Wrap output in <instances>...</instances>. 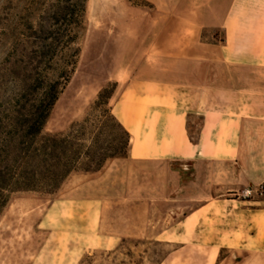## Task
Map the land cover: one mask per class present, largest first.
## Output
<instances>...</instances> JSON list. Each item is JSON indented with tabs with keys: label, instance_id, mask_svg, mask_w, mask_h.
<instances>
[{
	"label": "crops",
	"instance_id": "0c3cea01",
	"mask_svg": "<svg viewBox=\"0 0 264 264\" xmlns=\"http://www.w3.org/2000/svg\"><path fill=\"white\" fill-rule=\"evenodd\" d=\"M143 1L122 7L121 41L106 69L111 112L130 136L128 155L107 162L135 170L138 190L154 198L216 189L180 220L198 224L194 264H264V200L223 192L236 190L224 167L244 165L246 126L264 123V0ZM191 173L196 182L182 186Z\"/></svg>",
	"mask_w": 264,
	"mask_h": 264
},
{
	"label": "rangeland",
	"instance_id": "374dc122",
	"mask_svg": "<svg viewBox=\"0 0 264 264\" xmlns=\"http://www.w3.org/2000/svg\"><path fill=\"white\" fill-rule=\"evenodd\" d=\"M64 3L0 0V104L19 89H35L36 83L53 80L54 70H69V50L80 48L74 71L59 79L63 84L59 101L44 126L52 133L82 118L99 89L115 85L105 76L121 41V9L144 1L86 0L76 43L67 49L63 47L68 35L56 14ZM54 31L62 35L56 56L39 58L34 52L51 42ZM210 32L216 39L221 36L220 30ZM246 131L244 165L225 163L224 167V183L236 190L223 192L227 198L264 200V123L251 122ZM106 163L96 176L73 173L54 194L13 193L0 208V264H194L200 250L192 242L202 240L200 233L192 232L198 224L185 226L180 220L192 210L189 203L211 199L216 189L187 190L190 198H154L138 190L135 170ZM196 178L191 173L181 185ZM184 192L183 188L173 195Z\"/></svg>",
	"mask_w": 264,
	"mask_h": 264
},
{
	"label": "trees",
	"instance_id": "16d2710c",
	"mask_svg": "<svg viewBox=\"0 0 264 264\" xmlns=\"http://www.w3.org/2000/svg\"><path fill=\"white\" fill-rule=\"evenodd\" d=\"M85 4L86 0H65L58 8L57 17L68 35L65 49L76 43V29L82 27ZM60 35V31L52 32L51 42L34 53L42 59H53L60 47ZM79 53V46L69 50V70H54L53 80L36 83L35 89H19L1 102L0 208L13 193L54 194L73 173H94L108 160L128 155L129 133L109 104L115 85L112 89H99L84 116L72 121L66 130L44 131L62 91L59 79H66L74 71Z\"/></svg>",
	"mask_w": 264,
	"mask_h": 264
},
{
	"label": "bare ground",
	"instance_id": "6f19581e",
	"mask_svg": "<svg viewBox=\"0 0 264 264\" xmlns=\"http://www.w3.org/2000/svg\"><path fill=\"white\" fill-rule=\"evenodd\" d=\"M95 93V92H94ZM59 101V100H58ZM50 123V122H49ZM48 124V123H47ZM50 125V124H49ZM51 126V125H50Z\"/></svg>",
	"mask_w": 264,
	"mask_h": 264
}]
</instances>
